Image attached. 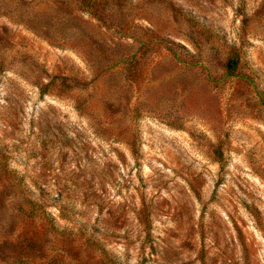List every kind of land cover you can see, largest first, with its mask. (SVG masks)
<instances>
[{
  "label": "rangeland",
  "instance_id": "rangeland-1",
  "mask_svg": "<svg viewBox=\"0 0 264 264\" xmlns=\"http://www.w3.org/2000/svg\"><path fill=\"white\" fill-rule=\"evenodd\" d=\"M263 100L264 0H0V264H264Z\"/></svg>",
  "mask_w": 264,
  "mask_h": 264
},
{
  "label": "trees",
  "instance_id": "trees-1",
  "mask_svg": "<svg viewBox=\"0 0 264 264\" xmlns=\"http://www.w3.org/2000/svg\"><path fill=\"white\" fill-rule=\"evenodd\" d=\"M237 65H238V60L235 58H232L228 64V68H227L228 76H235L236 75ZM20 195L22 197H24L25 200H28L27 206L31 207V208L27 209V206H26L27 210L25 211V216L27 218L40 217V219L42 221H44L46 229L50 230L51 233L56 232L58 227L55 224L54 218L50 214H48L45 210H39L36 208V205L28 197V190H20Z\"/></svg>",
  "mask_w": 264,
  "mask_h": 264
}]
</instances>
